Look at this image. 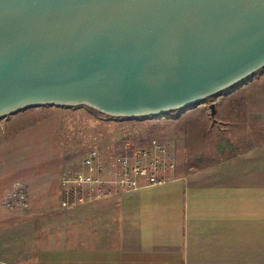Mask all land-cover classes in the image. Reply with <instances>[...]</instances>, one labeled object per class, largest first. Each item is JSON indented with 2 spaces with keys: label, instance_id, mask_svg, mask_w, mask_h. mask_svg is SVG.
Masks as SVG:
<instances>
[{
  "label": "water",
  "instance_id": "1",
  "mask_svg": "<svg viewBox=\"0 0 264 264\" xmlns=\"http://www.w3.org/2000/svg\"><path fill=\"white\" fill-rule=\"evenodd\" d=\"M262 68L264 0H0V120L162 116Z\"/></svg>",
  "mask_w": 264,
  "mask_h": 264
},
{
  "label": "crops",
  "instance_id": "2",
  "mask_svg": "<svg viewBox=\"0 0 264 264\" xmlns=\"http://www.w3.org/2000/svg\"><path fill=\"white\" fill-rule=\"evenodd\" d=\"M234 102L211 103L207 130L200 128L203 111L190 114V156L179 159L176 144L171 180L88 201L76 208L77 218L67 219L72 208L54 200L45 225L21 223L15 227L21 239L1 242L0 264H264V108L236 112ZM212 117L233 124L226 130L237 136L235 144L212 149ZM53 141L49 159L60 152L59 138ZM39 175L9 183L54 184ZM7 183L0 181V192Z\"/></svg>",
  "mask_w": 264,
  "mask_h": 264
},
{
  "label": "rangeland",
  "instance_id": "3",
  "mask_svg": "<svg viewBox=\"0 0 264 264\" xmlns=\"http://www.w3.org/2000/svg\"><path fill=\"white\" fill-rule=\"evenodd\" d=\"M262 95L264 99V68L229 89L207 98L199 105L162 116L130 120L107 117L87 107H43L26 109L1 119L0 181L8 183L5 190L3 188L0 192V240H3L0 241V246L5 244L4 240L21 239L20 234L16 235L21 232L20 228L15 230L16 225H29L31 222L45 225L48 221L49 206L54 204V200L58 207H62L60 178L68 170H77L81 157L89 149L97 147L109 152L110 147H115L124 137L130 138L134 143H145L150 138H157L178 144L179 159L181 156L189 159L191 113L203 111L198 116L203 122L200 128L207 130L211 125L205 120L211 116L209 106L215 99L234 98L236 112L253 114L256 110L264 108V101L261 103L259 100ZM213 119L212 117V127L217 129V132L214 133L215 139L211 141L212 149L217 144L234 143L232 141H235L237 136L232 135L233 130H226L227 126L233 128V124L220 123L223 125L221 127L219 122ZM57 138L60 152L54 159H49V145L56 142L53 140ZM36 173L43 174L39 177H44V181L46 177L52 176L54 184L47 188L46 184L39 186L30 178L24 183H9L13 179L23 181ZM48 196L51 197V203L47 202ZM70 208L72 211L65 215L67 219L73 216L77 218L78 206ZM57 217L61 220L63 215L59 214Z\"/></svg>",
  "mask_w": 264,
  "mask_h": 264
},
{
  "label": "built area",
  "instance_id": "4",
  "mask_svg": "<svg viewBox=\"0 0 264 264\" xmlns=\"http://www.w3.org/2000/svg\"><path fill=\"white\" fill-rule=\"evenodd\" d=\"M109 150L89 149L81 157L77 170L62 174V207L160 185L174 177L179 164L177 146L172 141L150 138L145 143H134L124 137Z\"/></svg>",
  "mask_w": 264,
  "mask_h": 264
}]
</instances>
